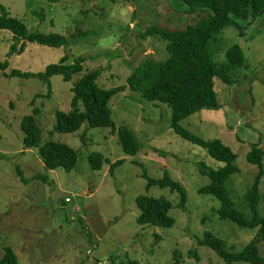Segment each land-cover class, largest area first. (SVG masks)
Segmentation results:
<instances>
[{"label": "rangeland", "instance_id": "rangeland-1", "mask_svg": "<svg viewBox=\"0 0 264 264\" xmlns=\"http://www.w3.org/2000/svg\"><path fill=\"white\" fill-rule=\"evenodd\" d=\"M2 6L31 32L58 33L67 44L55 49L29 43L24 55H12V48L25 40L9 30L0 31V62L10 64L0 77V261L12 248L19 264H174L176 259L178 264H197L189 258L190 251L198 254L199 264H227L213 250L198 245L206 232L222 238L227 251L243 252L257 230L221 220V202L198 193L211 182L199 172L198 164L214 169L224 164L174 132L167 105L144 100L127 87V78L145 60L165 62L169 57L164 40L141 36L147 27L183 30L207 14H188L180 0H0V14ZM43 10L45 21L34 14ZM241 23L242 29L228 28L216 36L210 48L215 62L225 65L227 51L239 44L246 68L235 75L233 86L216 79L219 109H201L181 125L204 139H222L238 154L241 172L231 177L227 187L237 208L253 219L245 196L258 168L247 157L253 143L264 151V16L251 26ZM65 56L67 64L84 58V71L71 82L53 76L51 97L41 79L7 76L13 70L43 73ZM93 71L102 72L98 83L103 88H126L110 106L117 126L132 129L140 142L136 155L123 152L111 127L85 122L75 132L51 133L55 112L71 110L72 87ZM38 94L42 96L36 99ZM35 107L41 109L37 118L43 143L54 139L77 152L71 172L50 170L38 148L25 145L21 123ZM94 153L106 158L102 170L91 166ZM120 160L123 163L111 173V165ZM19 170L29 183L21 180ZM166 171L187 189L184 210L177 192L157 186L147 189L144 173L158 180ZM260 189L264 195V176ZM140 195L169 200L175 224L171 228L139 225L136 198ZM259 212L264 217V200ZM258 250L264 258V243L258 244Z\"/></svg>", "mask_w": 264, "mask_h": 264}, {"label": "trees", "instance_id": "trees-1", "mask_svg": "<svg viewBox=\"0 0 264 264\" xmlns=\"http://www.w3.org/2000/svg\"><path fill=\"white\" fill-rule=\"evenodd\" d=\"M51 1L57 2L58 0ZM111 1L116 2V0ZM180 1L186 5L188 14L205 13L207 16L183 30L170 31L157 25L147 27L141 36L143 38L159 37L164 40L169 57L165 62L145 60L127 78V87L144 100L167 105L171 109L170 126L174 132L191 143L207 149L213 159L224 164L219 169H214L203 162L198 164L199 172L211 180L210 184L201 187L198 193L212 195L221 202L218 212L221 220L244 229L257 230L253 241L241 253L227 251L226 242L212 232H206L202 240L198 241V245L213 250L227 264H264V258L258 250V244L264 243V217L259 212V205L264 200L260 189L264 176L263 148L259 143H253L247 157L248 162L258 168L254 184L245 196L253 213V219H249L237 208L227 187L231 177L241 172L237 165L238 154L222 139H204L181 125L182 120L201 109L221 107L216 91V79H220L228 86H233L235 75L246 68L247 59L242 47L235 44L227 51V63L219 65L211 55V42L228 28L242 29L241 22H248L251 26L258 18L263 17L264 0ZM34 14L42 21L46 20L47 14L44 10L35 11ZM52 23L54 24L53 21ZM2 30H9L25 40L21 45H15L12 48V55L15 53L24 55L29 43L55 49L67 44L66 37L58 33L31 32L23 20L13 17L4 6L1 7L0 14V31ZM78 34L85 36L81 32ZM68 61L69 58L65 56L58 64L49 66L43 73L13 70L7 76L41 79L49 87L47 97H51L53 76H61L63 81L71 82L74 76L81 75L84 71L86 62L84 58L75 59L73 64H67ZM9 68V62H0V77L2 73L6 74ZM101 76L102 72L93 71L85 73L78 79L71 89L73 93L71 110L55 112V124L51 133L75 132L85 122L92 127H111L119 135L123 152L129 156L136 155L141 148L140 142L132 129L125 125L117 126L110 106L114 97L123 93L126 88L124 86L112 89L103 88L98 83ZM41 96L38 94L36 99ZM36 99L33 101V106ZM40 113L41 109L35 107L32 113L23 117L21 127L25 133V145L28 148H38L41 159L50 170L63 169L71 172L78 162L77 152L70 145L54 139L43 143V129L37 118ZM105 162L106 158L101 153H94L90 156V163L94 170H102ZM122 163L123 160L113 163L110 172L114 173ZM19 176L23 182H30L23 170H19ZM143 177L147 179V189L157 186L177 192L180 197L179 207L186 209L187 189L174 180L167 171L158 180L149 178L145 173ZM36 178L44 179L41 176ZM136 204L140 212L137 217L139 225L171 228L175 224L170 215L172 203L166 198L140 195L136 198ZM5 253L0 264H19L18 256L12 248H7ZM189 258L197 264L200 263V257L196 252L190 251ZM124 264L139 263L128 261ZM174 264H178L177 259Z\"/></svg>", "mask_w": 264, "mask_h": 264}]
</instances>
